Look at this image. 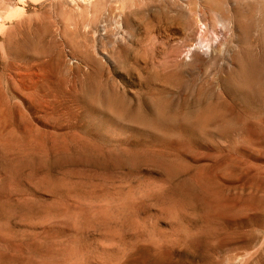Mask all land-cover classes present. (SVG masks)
Listing matches in <instances>:
<instances>
[{
    "label": "rangeland",
    "instance_id": "1",
    "mask_svg": "<svg viewBox=\"0 0 264 264\" xmlns=\"http://www.w3.org/2000/svg\"><path fill=\"white\" fill-rule=\"evenodd\" d=\"M220 1L0 0V264H264V0Z\"/></svg>",
    "mask_w": 264,
    "mask_h": 264
},
{
    "label": "bare ground",
    "instance_id": "2",
    "mask_svg": "<svg viewBox=\"0 0 264 264\" xmlns=\"http://www.w3.org/2000/svg\"><path fill=\"white\" fill-rule=\"evenodd\" d=\"M82 1H83V0H82ZM86 1H87V0H86ZM208 1H210V0H208ZM211 1H212V0H211ZM221 1H222V0H221ZM221 1H220V2H221ZM224 1H225V0H224ZM93 2H94V1H93ZM218 2H219V1H218ZM81 3H82V2H81ZM210 3H211V2H210ZM215 3H216V5H220V3L217 4V1H216ZM87 4H88V3H87ZM205 4H206V3H205ZM207 4H208V3H207ZM207 4H206V5H207ZM223 4H224V3H223ZM223 4H222V5H223ZM71 5H72V4H71ZM208 5H209V4H208ZM198 6H200V5H198ZM198 6H197V7H198ZM203 6H204V5H203ZM210 6H211V5H210ZM210 6H209V7H210ZM213 7H214V6H213ZM218 7H222V6H218ZM226 7H227V6H226ZM239 7H240V6H239ZM200 8H201V7H200ZM202 8H203V7H202ZM202 8H201V9H202ZM222 8H223V7H222ZM222 8H221V9H222ZM237 8H238V7H237ZM219 9H220V8H219ZM189 10H190V8H189ZM189 10H188V11H189ZM197 10H198V9H197ZM203 10H204V9H203ZM210 10H211V9H210ZM195 11H196V10H195ZM201 11H202V10H201ZM196 12H197V11H196ZM196 12H195V13H196ZM199 12H200V9H199ZM199 12H197L196 14H198ZM206 12H208V11L206 10ZM209 12H211V11H209ZM191 13H192V11H191ZM200 13H201V12H200ZM200 13H199V14H200ZM180 14H181V13H180ZM193 14H194V12H193ZM199 14H198V15H199ZM198 15H197V16H198ZM200 15H203V14H200ZM217 15H218V13H217ZM220 15H221V14H220ZM220 15H219V16H220ZM222 15H223V14H222ZM180 16H181V15H180ZM184 16H185V15H184ZM197 16L194 15L195 19H196ZM187 17H188V16H187ZM221 17H222V16H221ZM230 17H231V16H230ZM179 18H180V17H179ZM184 18H185V17H183V18H181V19L183 20ZM188 18H189V17H188ZM188 18H187L186 20H188ZM197 18H198V17H197ZM201 18H202V17H201ZM232 18H233V17H232ZM232 18H231V19H232ZM192 19H193V18H192ZM205 19H206V18L204 17V20H205ZM233 19H234V18H233ZM179 20H180V19H178V21H179ZM182 20H180V22H181ZM199 20H200V19H199ZM112 21H113V20H112ZM183 21H185V20H183ZM192 21H193V20H191L190 22H192ZM196 21H197V20H196ZM228 21H229V20H228ZM230 21H231V20H230ZM188 22H189V20H188ZM199 22H201V21H199ZM233 22H234V21H233ZM171 23H172V22H171ZM182 23H183V22H182ZM205 23H206V22H205ZM238 23H239V22H238ZM178 24L181 25V23H178ZM196 24H200V23L197 22ZM173 25H174V24H173ZM185 25H186V23H185ZM190 25L192 26V25H195V24H193V23L191 24V23H190ZM202 25H205V26H206V24H203V23H202ZM202 25H201V27H202ZM207 25H208V24H207ZM227 25H229V24L227 23L225 27H227ZM233 25H234V24H233ZM242 25H243V24H242ZM181 26H182V25H181ZM181 26H180V28H181ZM191 26H190V29H191ZM230 26H231V24H230ZM240 26H241V25H240ZM183 27H184V26H183ZM198 27H200V26H198ZM206 27H207V29H208V31H209L208 26H206ZM221 27H222V26H221ZM232 27H233V26H232ZM251 27H252V26H251ZM184 28H185V27H184ZM185 29H186V28H185ZM187 29H188V28H187ZM190 29H189V30H190ZM199 29H200V28H199ZM222 29H223V28H222ZM227 29H228V28H226V30H227ZM230 29H231V28H230ZM230 29H228L227 31H229ZM177 30H178V29H177ZM189 30H188V31H189ZM241 30H242V29H241ZM183 31H184V30H182V33H183ZM201 31H204V30H201ZM222 31H223V30H222ZM186 32H187V31H186ZM195 32H196V31H195ZM205 32H206V30L202 33L204 36L201 35V38H202V37L205 38V36H206ZM229 32H230V31H229ZM231 32H232V30H231ZM242 32H243V31H242ZM199 33L201 34V32H199ZM223 33H224V32H223ZM234 33H235V32H234ZM188 34H189V33H187V35H188ZM55 35H56V34H55ZM176 36H177V35H176ZM178 36H179V35H178ZM199 36H200V35H199ZM223 36H224V34H223ZM227 36H229V34H227ZM32 37H33V36H32ZM227 38L229 39V37H227ZM214 39H215V38H214ZM200 40H201V39H200ZM204 40H205V39H204ZM215 40H216V39H215ZM172 41H173V40H172ZM182 41H183V40H182ZM190 41H191V40H190ZM192 41H193V40H192ZM205 41H206V40H205ZM218 41H219V40H218ZM218 41H217V43H218ZM193 43H194V42H193ZM196 43H198V42H196ZM200 43H201V42H199V44H200ZM208 43H209V42H208ZM210 43H211V42H210ZM214 43H215V41L213 42V44H214ZM27 44H28V43H27ZM188 44H189V43H188ZM201 44H202V43H201ZM201 44H200V45H201ZM200 45L198 46V44H197L198 47H201ZM203 45H204V44H203ZM215 45H216V44H215ZM197 46H196V48L193 47V46H192V42H191V45H190V44L187 45V46H186V48H187V49H186V53H187V55L189 56V54H191V55H194V56H195L194 53H195V52L197 53V51L201 50L200 48L198 49ZM213 46H214V45H213ZM173 47H174V46H173ZM173 47H172V48H173ZM177 47H178V46H177ZM177 47H176V48H177ZM214 47H215V46H214ZM178 49H180V48L178 47ZM205 49H206V48H205ZM202 50H204V48H202ZM208 50H209V49H208ZM208 50H204V51H208ZM211 50H212V49H211ZM184 51H185V50H184ZM216 51H217V50H216ZM166 52H167V51H166ZM202 52H203V51H201L200 53H202ZM214 52H215V51H214ZM217 52H218V51H217ZM178 53H180V54H178ZM203 53H204V52H203ZM206 53H207V52H206ZM206 53H205V54H206ZM252 53H253V52H252ZM166 54H167V53H166ZM166 54H165V58H166V56H167ZM208 54H210V53H208ZM208 54H207V55H208ZM214 54H215V53H214ZM221 54H222V53H221ZM184 55H186V54H184ZM184 55H183V56H184ZM198 55H199V54H198ZM200 55H201V54H200ZM200 55H199V56H200ZM202 55H203V54H202ZM210 55H211V54H210ZM176 56H178V58H180L179 56H181V51L178 52L177 49H173L172 51H170V52L168 53V56H167V57H169L170 60H169L168 65H167L166 67L163 68V71H166V70H167L166 73H165V75L168 73V74H167V77H168V78H171V77H169V76L171 75L170 71H171V70L173 71V70L176 68V66H179V64H180V63H175V62L177 61V59H175V62L173 61L174 59L171 60L172 57H176ZM183 56H182V58H183ZM196 56H197V55H196ZM214 56H216V55H214ZM218 56H221V55L219 54ZM189 57L192 58V56H189ZM209 57H210V56H209ZM250 57H251V56H250ZM191 58H190V59H191ZM196 58H197V57H196ZM200 58H202V57H200ZM206 58H208V57H206ZM186 59H187V58H186ZM186 59H185V60H186ZM190 59H189V60L187 59L188 62L190 61ZM197 59H198V58H197ZM211 59H214V58H211ZM179 60H180V59H179ZM179 60H178V61H179ZM192 60H193V59H191V61H192ZM205 60H206V59H205ZM251 60L253 61V59H251ZM181 61H184V60H181ZM191 61H190V63H191ZM167 62H168V61H167ZM167 62H166V63H167ZM185 62H187V61H184V63H185ZM194 62H195L196 64H198L197 61H196V59H195ZM194 62H193V64H194ZM206 62H207V61H206ZM206 62H205V63H206ZM210 62H211V61H210ZM250 62H251V61H250ZM182 63H183V62H182ZM207 63H208V62H207ZM221 63H222V62H221ZM193 64H192V65H193ZM199 64H200V63H199ZM242 64H243V63H242ZM183 65H184V69H185V65H186V64H183ZM190 65H191V64H190ZM190 65H189V67H190ZM13 66H14V65H13ZM181 66H182V65H181ZM194 66H195V65H194ZM225 66H226V65H225ZM195 67H197V66H195ZM202 67H203V66H202ZM215 67H216V66H215ZM177 68H178V67H177ZM177 68H176V69H177ZM180 68H182V67H180ZM180 68H179V70H180ZM208 68H209V67H208ZM219 68H220V67H219ZM221 68H222V66H221ZM221 68H220V69H221ZM211 69H212V68H211ZM239 69H240V68H239ZM179 70H178V71H179ZM199 70H200V69H199ZM221 70H223V69H221ZM240 70H241V69H240ZM9 71H10V70H9ZM153 71H154V70H153ZM172 71H171V72H172ZM243 71H244V70H243ZM172 73H173V72H172ZM174 73H175V72H174ZM177 73H178V72H177ZM245 73H246V72H245ZM14 74H15V73H14ZM247 75H248V74H247ZM249 75H251V74H249ZM162 76H163V75H162ZM173 76L176 77V75H173ZM241 77H242V76H241ZM241 77H240V78H241ZM164 78H165V77H164ZM13 81H15V80H13ZM254 81H255V79H254ZM250 82H252V81H250ZM15 83H17V82H15ZM256 83H257V82H256ZM16 85H17V84H16ZM16 85H15V86H16ZM255 85H256V84H255ZM259 85H260V84H259ZM15 86H14V87H15ZM244 86H246L245 83H243L242 87H244ZM14 87H13V88H14ZM260 88H261V87H260ZM19 90H20V89H19ZM29 91H30V90H29ZM21 92H22V91H21ZM25 92H26V91H24V92H22V93L25 94ZM30 92H31V91H30ZM2 94H3V92H2ZM27 94H28V93H27ZM30 94H31V93H30ZM261 94H262V93H261ZM22 95H23V94H22ZM25 95H26V94H25ZM26 96H28V95H26ZM32 96H33V95H32ZM254 96H255V95H254ZM7 97H8V96H7ZM1 98H3L2 95H1ZM4 99H5V97H4ZM8 99H9V98H8ZM22 99H23V98H22ZM26 99H27V98H26ZM24 100H25V98H24ZM27 100H28V99H27ZM6 101H7V100H6ZM248 101H249V100H248ZM8 103H9V102H7V104H8ZM3 104H4V103H3ZM17 105H18V104H17ZM0 106H1V105H0ZM6 106H7V105H6ZM3 108H4V107H3ZM8 108H10V107H8ZM36 108H37V107H36ZM0 109H1V108H0ZM4 109H5V108H4ZM7 110H8V109H7ZM14 110H15V109H14ZM162 110H163V109H162ZM10 111H12L11 108H10ZM10 111L7 112V113H10ZM177 111H178V108H177ZM2 112H3V110H2ZM205 112H206V111H205ZM36 113H37V112H36ZM165 113H166V112H165ZM2 114H3V113H2ZM10 114H11V113H10ZM202 114H203V113H202ZM4 115L6 116V114H3V116H4ZM10 116H11V115H10ZM10 116H9V117H10ZM184 116H185V115H184ZM161 117H162V116H161ZM203 117H204V116H203ZM203 117H202V118H203ZM1 118H2V117H1ZM159 118H160V117H159ZM159 118H158V119H159ZM173 118H174V116H173ZM167 119H168V118H167ZM225 119H226V118H225ZM225 119H224V120H225ZM8 120H9V119H8ZM162 121H163V120H162ZM166 121H167V120H166ZM197 122H198V121H197ZM10 124H11V122H10ZM156 124H157V123H156ZM188 124H189V123H188ZM3 126H5V124H4ZM0 127H1V124H0ZM7 127H9V126L2 127V129H4V128L8 129ZM12 127H13V126H12ZM2 129H0V130H1V133H3V132H2V131H3ZM11 129H12V128H11ZM9 130H10V129H9ZM13 130L16 131L15 128H14ZM11 131H12V130H11ZM15 131H14V133L17 132V131L15 132ZM18 131H19V130H18ZM38 131H39V130H38ZM4 132L6 133V131H4ZM7 132H8V130H7ZM8 133H9V132H8ZM8 133H7V134H8ZM12 136H13V135H12ZM106 191H107V190H106ZM48 195H49V194H48ZM117 198H118V197H117ZM114 199H115V198H114ZM107 200H108V199H107ZM118 200H119V199H118ZM124 200H125V199H124ZM111 204H112V201H111ZM111 204H110V205H111ZM20 205H21V204H20ZM103 205H104V204H103ZM107 206H108V205H107ZM117 206H118V205H117ZM52 207H53V206H52ZM100 207H101V206H100ZM105 208H106V207H105ZM111 208H112V205H111ZM111 208H110V209H111ZM51 209H53V208H51ZM75 209H76V208H75ZM80 209H81V208H80ZM99 209H100V208H99ZM106 209H107V208H106ZM110 209H109V210H110ZM117 209H118V208H117ZM45 210H46V211H44L43 214H45L46 212H48L50 209L48 208V209H45ZM47 210H48V211H47ZM101 210H102V209H101ZM73 211H74V210H73ZM51 212H52V210H51ZM53 212H54V210H53ZM101 212H102V211H101ZM104 212H105V211H104ZM76 213H77V211H76ZM82 213H83V212H82ZM92 213H93V212H92ZM101 214H102V213H101ZM39 215H41V214H39ZM56 215H57V214H56ZM107 215H108V214H107ZM52 216H53V215H52ZM34 217H36V216H34ZM39 217H40V216H38V219H39ZM41 217H42V216H41ZM43 217H44V216H43ZM49 217H50V215H49ZM49 217H47V218H49ZM75 217H76V216H75ZM51 218H52V217H51ZM60 219H61V218H60ZM76 219H77V218H76ZM40 220H41V219H40ZM51 220H53V218H52ZM48 221H49V220H48ZM54 221H55V220H54ZM105 221H106V220H105ZM105 221H104V222H105ZM37 222H38V221H37ZM44 222H45V221H43V224H44ZM60 222H61V221H60ZM49 223H50V221H49ZM92 223H93V222H92ZM131 223H132V222H131ZM41 224H42V222H41ZM47 224H48V222H47ZM102 224H103V223H102ZM69 225H70V224H69ZM32 226H33V225H32ZM76 226H77V225H76ZM50 229H51V228H50ZM109 233H110V232H109ZM82 238H83V237H82ZM73 241H74V240H73ZM110 241H111V240H110ZM76 242H77V240H76ZM70 244H71V243H70ZM94 244H95V243H94ZM101 246H102V245H101ZM111 246H112V245H111ZM56 247H57V246H56ZM47 248H48V247H47ZM64 248H65V247H64ZM73 248L75 249L76 247L73 246ZM97 248H98V247H97ZM102 249H103V248H102ZM35 251H36V250H35ZM49 251H50V250H49ZM81 251H82V250H81ZM82 252H83V251H82ZM67 253H68L67 255L62 253V254H63V255H62V260H61V262H59L58 264H67V263H70V261H71L72 259L76 258V257H74L75 255L73 256L71 253H69V252H67ZM73 253L75 254V252H73ZM84 253L86 254V252H84ZM52 254H53V253H52ZM57 254H58V253H57ZM77 254H78V253H77ZM82 254H83V253H82ZM250 254H251V253H250ZM87 255H89V254H87ZM47 256H48V255H47ZM248 256H249V255H248ZM248 256H247V258H248ZM78 257H79V255H78ZM249 257H250V256H249ZM82 258H83V256H82ZM236 258H237V257H236ZM247 258H246V259H247ZM76 259H77V258H76ZM78 259H79V258H78ZM239 259H241V258H239ZM239 259H238V261L240 262ZM46 260H47V259H46ZM83 260H84V259H83ZM233 260H234V259H233ZM262 260H263V259H262ZM80 261H81V260H80ZM80 261H79V262H80ZM84 261H85V260H84ZM238 261H237V262H238ZM74 262H76V260H75ZM237 262H235V263L237 264ZM38 263L41 264L40 262H38ZM44 263H45V262H44ZM233 263H234V262H233ZM32 264H33V263H32ZM42 264H43V262H42ZM45 264H46V263H45ZM75 264H76V263H75ZM229 264H230V263H229ZM231 264H232V263H231Z\"/></svg>",
    "mask_w": 264,
    "mask_h": 264
}]
</instances>
